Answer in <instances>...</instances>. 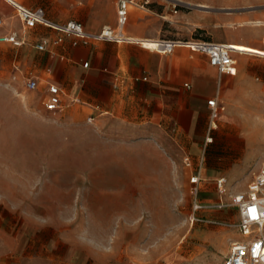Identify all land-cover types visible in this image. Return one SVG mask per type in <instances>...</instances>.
Returning a JSON list of instances; mask_svg holds the SVG:
<instances>
[{
  "label": "rangeland",
  "instance_id": "rangeland-1",
  "mask_svg": "<svg viewBox=\"0 0 264 264\" xmlns=\"http://www.w3.org/2000/svg\"><path fill=\"white\" fill-rule=\"evenodd\" d=\"M13 1L66 19L84 8V0L8 5ZM151 2L146 9L171 20L162 37L168 39L218 40L226 25L250 26L253 16H264V0H216L220 5L211 8L200 6L206 0ZM0 16L7 22L0 34L12 27L22 32L13 8ZM37 32L26 36L35 39ZM263 32L256 38L264 43ZM28 50L0 45V264H213L226 256L238 219L216 182L204 186L207 208L193 223L190 176L198 168H187L186 158L175 162L142 140L134 145L140 156H132L98 130H54L42 98L26 89L30 74L21 77ZM261 151L263 143L243 161L232 151L214 154L229 194L247 190Z\"/></svg>",
  "mask_w": 264,
  "mask_h": 264
},
{
  "label": "crops",
  "instance_id": "crops-1",
  "mask_svg": "<svg viewBox=\"0 0 264 264\" xmlns=\"http://www.w3.org/2000/svg\"><path fill=\"white\" fill-rule=\"evenodd\" d=\"M3 1L8 8L0 4V12L5 14L13 8L22 32L12 27L0 36L16 32L26 39L24 46L29 47L30 59L22 62L21 77L26 72L30 74L27 81L38 82L34 91L42 98L43 111L51 114L54 130H98L108 141L122 144L120 149L132 156H140L134 145L142 140L154 152L163 153L175 162L189 157L201 174L198 199L203 205L204 186L210 188L223 177L216 168L220 159L214 154L232 151L239 153L242 156L239 160L243 161L264 144V43L256 38L264 29L257 24H264V16L262 19L253 16L250 26L226 25L225 35L211 40L232 44L244 51H260L233 54L236 74L230 75L212 66L205 54L187 47L177 48L172 54L155 51L154 42L167 34V26L171 23L164 13L131 7L129 20L121 28L126 40L90 39L84 44L73 36L42 25L34 28L38 31L37 37L28 39V29L14 6L39 10L57 25L79 22L87 34L95 36L104 28L119 30L117 0H84L83 11L76 18L67 19L50 16L41 7L31 8L16 1L8 5L9 0ZM206 1L200 6L220 5L216 0ZM6 25L7 22L0 29ZM58 37L62 42L56 45L54 40ZM42 40H47L48 44L45 51L40 52L35 46ZM255 70L261 72L259 77ZM50 85L60 90L61 106L55 112L45 107ZM13 92L19 96L17 88ZM212 99L220 106L215 121L211 119L208 106ZM90 118L92 120L88 121ZM209 137L213 139L211 143L207 142ZM263 160L264 151H261L252 163L260 167ZM237 176L234 171L229 180L232 182ZM191 187L190 184V190ZM233 211L236 213L234 219L239 222L237 209ZM202 214L203 211L197 213L199 219ZM240 239L237 231L234 241ZM226 256L218 255L213 264L220 263Z\"/></svg>",
  "mask_w": 264,
  "mask_h": 264
},
{
  "label": "built area",
  "instance_id": "built-area-1",
  "mask_svg": "<svg viewBox=\"0 0 264 264\" xmlns=\"http://www.w3.org/2000/svg\"><path fill=\"white\" fill-rule=\"evenodd\" d=\"M152 0H117V20L119 30L112 28H104L98 35L92 36L85 32L81 23L69 21L63 25H57L50 22L39 10H29L22 6L15 5V10L20 20L23 22L25 29H34L38 25L53 29L61 34L73 36L74 38L88 44L90 39L103 40L109 42H120L123 39L121 28L124 27L129 20L131 7L138 9H146L152 3ZM4 25L3 19L0 17V27ZM62 38L58 37L54 40V44H60ZM155 51L163 54H172L177 48L187 47L194 52L205 54L209 58L212 66L219 69L221 73L230 75L236 74V63L233 60V54H252V52L241 50L235 45L201 39H168L161 38L155 42ZM10 44L15 47H23L26 44L24 36H20L16 32L0 36V45ZM48 42L42 40L35 47L38 51H45ZM88 64H85L87 66ZM26 88L34 91L38 88L36 80L26 82ZM49 98L45 102L48 111L55 112L61 106L60 90L55 85L48 88ZM211 112V119L215 121L220 113V106L216 99L208 102ZM90 118L88 121H91ZM213 141L212 137L207 139L208 143ZM184 164L190 170L194 169L192 160L187 157ZM202 178L200 171L194 172L190 176L191 190L190 194L193 199V223L200 221L195 215L204 211L207 207L199 202V189ZM216 188L220 196L229 197L230 205L238 211L239 222L237 231L242 237L230 243L228 255L218 264H264V160L262 161L258 171L254 174L253 180L248 184L246 191L229 194L227 190V179L221 177L216 180ZM221 205L223 201L221 200Z\"/></svg>",
  "mask_w": 264,
  "mask_h": 264
},
{
  "label": "bare ground",
  "instance_id": "bare-ground-1",
  "mask_svg": "<svg viewBox=\"0 0 264 264\" xmlns=\"http://www.w3.org/2000/svg\"><path fill=\"white\" fill-rule=\"evenodd\" d=\"M157 219H158V217H157Z\"/></svg>",
  "mask_w": 264,
  "mask_h": 264
}]
</instances>
